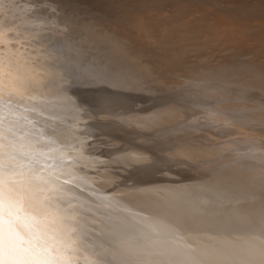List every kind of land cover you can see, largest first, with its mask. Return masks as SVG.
Returning <instances> with one entry per match:
<instances>
[{
    "label": "bare ground",
    "instance_id": "1",
    "mask_svg": "<svg viewBox=\"0 0 264 264\" xmlns=\"http://www.w3.org/2000/svg\"><path fill=\"white\" fill-rule=\"evenodd\" d=\"M22 9L6 11L4 43L14 42L8 39V33L12 32L21 37V43H29L24 55L29 57V62L35 58L33 49L38 58L46 57L41 58L43 62L39 59L38 70L32 73L26 70L35 88L33 95L15 87L8 89L24 96L22 105H11V118L29 134L23 140L18 138V144L24 146L23 153H27L18 156L23 174L18 178L30 181L35 205L52 201L63 209L72 204L84 208L87 215L85 220L82 215L68 216L53 208L47 215L37 216V222L32 225L35 234L59 247L61 258H64L63 250L70 247L76 252L77 264H93L97 255L116 241L133 240L134 237L124 233L126 225L120 221L137 212L126 201L139 199L125 195L121 199L123 203L117 206H109V201L103 205L89 199L83 192L88 188L83 189L82 174L68 164L73 156L82 155L83 165L90 168L120 162L134 179L133 185L137 181L153 182L141 190H175L177 194L166 192L155 199V211L159 215L151 218L147 228L156 235L166 232L176 238L197 239L209 229L245 232L264 224V22L259 24L261 30L257 32L232 29L243 20L264 18V0H44L39 9L43 15L32 19H29L33 12L31 5L24 2ZM97 21L113 23L135 40L132 38L133 42L124 44L129 35L123 37V42L106 34L107 30V33L112 31L107 29V24L104 31L103 28L91 30V26L98 27ZM223 42L240 49L249 43L250 47H246L250 49L251 59L223 63V55L217 53L222 59L192 73L189 87L182 88H190L195 95L198 93L194 91L207 87L202 94L210 95L226 85L230 89L225 98L229 103L227 120L219 123L214 109L203 101L182 100L179 91L172 92L169 84L173 69L183 57L190 53L216 54V50L223 49ZM19 54H14L15 58L25 71L21 63L25 57ZM40 69H43L42 79ZM224 97L218 94L214 99L224 100ZM3 110L7 114L8 106ZM223 110L227 109L219 112ZM86 123L96 131L90 137L79 138ZM106 124L131 125L143 134H151L154 157L148 154V160L132 161L124 156L125 151L123 156L112 155L118 138L103 131ZM102 125L103 130L99 127ZM238 133L241 135L237 136ZM33 136H38L41 145L54 149L53 155L64 161L62 167L53 172L45 166L47 152L32 147ZM223 140L231 143L243 160L237 164L231 162L223 149V145L230 146L228 142L223 144ZM65 141L74 145L77 141L83 143L65 148L60 143ZM140 143L136 144L141 146ZM148 147L147 150L151 149ZM101 166L98 167L103 169ZM231 168L234 177L229 178ZM84 171L89 174L86 182H97L93 170ZM110 182L113 184L111 179ZM74 184L78 187H72ZM128 187L124 186L123 190ZM209 188L223 193L224 198L210 199L205 195ZM21 214L36 215L29 213L26 205L22 206ZM61 216L65 217L63 222ZM77 227L79 231L73 234ZM101 258L111 264L110 255Z\"/></svg>",
    "mask_w": 264,
    "mask_h": 264
},
{
    "label": "snow or ice",
    "instance_id": "2",
    "mask_svg": "<svg viewBox=\"0 0 264 264\" xmlns=\"http://www.w3.org/2000/svg\"><path fill=\"white\" fill-rule=\"evenodd\" d=\"M24 2L29 3L33 9L29 19L43 15L39 9L43 6L44 0H0V264H77L74 249L65 248L62 253L64 258H61V249L42 241L35 234L32 225L37 222V216L47 215L53 208H56L58 213L66 212L68 216L82 215L87 220L85 209L76 208L72 204L61 209L52 201L47 205H35L30 181L18 178L23 175L17 163L18 156L27 154L23 153L24 146L18 144V138L23 140L29 134L18 121L11 118V105L14 103L22 105L24 96L8 89L15 87L28 95H33L35 88L14 55L26 54L30 45L27 41L21 43V37L12 32L8 33V39L14 42L9 45L4 43L6 26L3 17L6 11H11L12 8L22 11ZM39 71L42 79L43 69ZM5 106L9 108L7 114L3 110ZM30 142L33 148L47 152L45 166L49 170L55 172L57 168L63 166L64 161L53 155L54 149L51 146L41 145L38 136L31 137ZM60 143L65 148H75L83 142L77 141L75 145L66 141ZM83 159L82 155L73 156L68 164H78L82 173ZM159 171L163 172L164 169ZM83 178L87 179V176L84 175ZM151 183L153 182L137 181L139 188L134 185L129 190L130 195L139 199L127 200L126 203L137 209V212L124 216L120 222L126 225L124 233L134 239L116 241L112 247L101 251L93 264H106L101 258L105 254L111 256V264H264V224L245 232L209 229L199 238L187 240L176 238L166 232L161 235L149 232L147 225L151 223V218L159 215L155 211V199L166 192L177 194L175 190H141L147 189ZM72 187L78 185L74 184ZM95 194L100 196L98 191ZM205 195L210 199L224 198L223 193L211 188ZM107 203L110 206L112 202ZM23 205L27 206L29 213L36 215H22ZM144 213L147 215H143ZM64 219L65 217L61 216L62 222ZM163 219L167 218L162 217ZM76 231H79L78 227L73 229V234ZM113 240L116 238L113 237Z\"/></svg>",
    "mask_w": 264,
    "mask_h": 264
},
{
    "label": "rangeland",
    "instance_id": "3",
    "mask_svg": "<svg viewBox=\"0 0 264 264\" xmlns=\"http://www.w3.org/2000/svg\"><path fill=\"white\" fill-rule=\"evenodd\" d=\"M120 9V8H119ZM119 9L118 10H116L115 12H117V11H119ZM92 11V10H91ZM92 13H93V11H92ZM85 17V16H84ZM85 19H88V18H86L85 17ZM253 21L252 22H247L246 20H243L242 22H239V23H241V24H235L234 26L235 27H232V29H235V30H240V31H242V32H257L258 30H261V27H259L260 25V23L261 22H264V18H261V19H252ZM98 22V27H96V26H91L92 28H91V30H96L97 31V29H98V31H104L106 28H103V26L105 27L106 26V24H107V26L109 27V28H107V29H109V30H112V31H110V32H108L107 33V31H106V34H110V35H113V37L114 38H117V39H119V40H122L123 42H124V40H125V42H124V44H129V43H131V39L133 38V41L135 40V38L134 37H132L131 35H129V32L127 31V33H123L124 31H121V29L119 30V28L117 29V27H115V24H113V23H110L109 24V22H104L103 23V21H97ZM100 22H101V24H103V25H101L100 24ZM105 24V25H104ZM109 24V25H108ZM111 24H113V25H111ZM246 24V25H245ZM242 25H244V26H242ZM101 26V27H100ZM106 26V27H107ZM111 26V27H110ZM113 26V27H112ZM246 26H248V27H246ZM96 27V28H95ZM115 27V28H114ZM250 27V28H249ZM252 27V28H251ZM256 27V28H255ZM103 28V29H102ZM112 28V29H111ZM100 29H102V30H100ZM113 30H118L119 32H117V33H115V31L113 32ZM115 34H113V33ZM125 32H126V30H125ZM122 33H123V36H122ZM121 35V37H119V36H117V35ZM127 35H129V37L127 36ZM124 36H127V37H125V39L123 40V37ZM134 36V35H133ZM119 37V38H118ZM126 38H127V40H126ZM127 41H130L129 43H127ZM132 41V42H133ZM139 42H142V41H139ZM246 46H249V43H247L246 44ZM245 46V48L244 49H240L239 47H237L236 46V48L232 45V44H230V45H228V43H226V42H223V49L222 50H216V54L215 53H208V54H204V53H196V54H192V53H190V54H188L186 57H183L182 59H181V62H180V64L178 65V67L177 68H175V69H173V73L175 74H173V75H171L172 76V78H171V81H170V83L171 84H169L170 85V88H171V90H172V92H174L175 90H177V91H179V97L183 100V99H190V100H195V101H203V103H205L206 105H208L209 106V108H212V109H214L215 111H216V113H217V118H218V122L219 123H221V122H225L226 120H227V111H228V107H229V103L227 102V98H228V95L230 94V89L225 85V87L223 86V90H219V92H216V93H211L210 95H209V93H206V94H202V93H204V92H206L205 90L207 89V87L206 88H204V90H203V87H202V89H201V87H200V92L198 91H194L195 93H198V94H192L193 93V91H191L190 90V88H189V90L187 89V90H183L182 88H188L189 87V85H188V78H189V76L192 74V73H195V72H197L198 70H200L201 68H203V67H207V66H212L213 64H215L216 62H218V61H220L222 58L220 57V56H218L217 55V53H219V54H221V55H223V63L224 62H227V61H234V60H237L238 59V61H240V60H248V59H251V55H250V49H249V47H246ZM226 49H228V51L226 50ZM234 49V50H233ZM242 50V51H241ZM226 53H225V52ZM239 52V53H238ZM33 53V52H32ZM35 53V54H34ZM33 54H34V56H35V58L33 59V58H30V62L28 61L29 60V57H26V56H24L25 54H19L21 57H25L24 59H23V62H21L22 64H23V69H25V71L26 70H29V71H27V72H29V73H32L33 72V70L35 69H37L38 70V67L36 68V66H38L39 64H40V62H43V59H41V58H45L46 56H43V57H39L38 58V56H37V53H36V51L34 52ZM226 54V55H225ZM230 54H232V55H230ZM235 54V55H234ZM192 55H194V56H192ZM19 56V57H20ZM227 56V57H226ZM204 57V58H203ZM28 58V59H27ZM246 58V59H245ZM39 59H40V62H39ZM212 59V60H211ZM255 61H257L258 62V59L257 58H253ZM31 60H33V64H32V61ZM26 61V62H25ZM28 61V62H27ZM37 61V62H36ZM35 62V63H34ZM27 63H28V65H27ZM38 63V64H37ZM26 66V67H25ZM33 67V68H32ZM34 70V71H35ZM188 87H187V86ZM131 87H134V85H132ZM176 88V89H175ZM181 88V89H180ZM185 88V89H186ZM199 89V88H198ZM197 89V90H198ZM182 91H185V92H183L182 93ZM191 93H190V92ZM204 91V92H203ZM187 92V93H186ZM188 92L190 93L188 96H187V94H188ZM223 92V93H222ZM225 92V93H224ZM174 93H176V92H174ZM199 93H201V94H199ZM177 94V93H176ZM183 94V95H182ZM218 94L219 95H225V97L223 98L224 100H220V99H214V96H218ZM184 95H186V96H184ZM195 96V98H194V96ZM198 95V96H197ZM205 96V97H204ZM189 97V98H188ZM191 97V98H190ZM227 97V98H226ZM226 98V99H225ZM222 99V98H221ZM219 102H218V101ZM213 101H215V104L214 103H212ZM217 101V102H216ZM224 102V103H223ZM227 103V105H226V103ZM212 103V104H211ZM223 104V105H222ZM213 105V106H212ZM220 105H222V106H224V107H222V106H220ZM215 108H217V109H215ZM222 109H227V110H223V111H221V112H219V110H222ZM220 113V114H219ZM79 123V122H78ZM79 127H82V126H79ZM99 127H101V129L103 130V128L105 127L104 125H102V126H99ZM110 127V128H109ZM93 127H91V124H89V123H86V125H84L83 126V132H84V134H82V135H79V138H87V137H90V136H92V134H93V132L92 131H96V130H94V129H92ZM115 128H118V129H120V130H118V129H115ZM124 128V129H123ZM89 129H91V130H88ZM113 131H112V130ZM115 129V130H114ZM133 130V131H132ZM88 131V132H87ZM105 133H107V134H112L113 136H111V135H109V136H111V137H114V138H118L117 139V141L115 142V149H114V151L112 152V155H115V156H123L122 154H124V151H125V154H124V156L126 157V158H128L129 160H135V159H137V160H139V159H144V160H148L149 159V155L148 154H150L151 156L153 155V152L152 151H154L155 149H154V139L151 137V136H149V135H151V134H146V133H144L143 134V132H141L140 130H136L135 128H134V126L132 127L131 125H126V126H124V125H120V124H110V125H107L106 124V127L104 128V130H103ZM127 131H130V132H127ZM135 131V132H134ZM140 133H139V132ZM213 131H215V130H212V132ZM90 132V133H89ZM116 132V133H115ZM118 133V134H117ZM126 133V134H125ZM131 136H129L128 134ZM172 133V132H171ZM215 133H218V134H220L218 131H216ZM122 134V135H121ZM125 134V135H124ZM136 134V135H135ZM241 134L240 133H238L237 134V136H240ZM140 136V137H139ZM143 136V137H142ZM137 137V138H136ZM128 138V139H127ZM130 138V139H129ZM132 138V139H131ZM145 138V139H144ZM119 139H121V140H119ZM125 139V140H124ZM135 139V140H134ZM132 140V141H131ZM143 140V141H142ZM152 140H153V142H152ZM122 141V142H121ZM139 141V142H138ZM126 144H125V143ZM141 142V143H140ZM223 144H226L228 141H225V140H223ZM226 142V143H225ZM120 143V144H119ZM131 143V144H130ZM135 143V144H134ZM136 143H140V145L142 146V148H141V146H138L139 144H136ZM125 144V145H124ZM128 144V145H127ZM229 146H230V144L231 143H227ZM130 145V146H129ZM135 145H136V147H135ZM148 145L150 146V148L151 149H148V150H151V151H148L147 150V148L146 147H148ZM232 145V144H231ZM133 147H135L136 149H132ZM120 148V149H119ZM131 148V149H130ZM149 148V147H148ZM117 149V150H116ZM138 149H139V151H138ZM140 149L141 150H143V151H140ZM223 149L227 152V154H228V158H229V160L231 161V162H234V163H238V162H240L241 160H243V156H241V154L238 152V151H236L235 150V148L233 147V146H230V147H228L227 145H223ZM147 150V151H146ZM119 152H123V153H120L119 154ZM144 152H146V153H144ZM99 153V152H98ZM116 153V154H115ZM100 154V153H99ZM119 154V155H118ZM130 155V156H129ZM102 156H103V154H102ZM114 156V157H115ZM139 156V157H138ZM152 157H154V156H152ZM155 159H157V157L155 156ZM119 164H112L111 163V165L109 166L107 163V167H104V166H106L105 165V163L102 165L104 168V170H107V171H104L102 168H99L100 166H101V164H99V165H94V167H88L89 165H87V167L86 166H84L83 167V172L81 173L80 172V174H82V176L81 177H83L84 175H86V176H89V174H85V171L84 170H88V171H94V173H96V175H97V178H96V181L97 182H93V184H89L90 182L89 181H87L86 182V180H88V178L87 179H84V178H82L83 180H82V186H83V189H84V186H85V189H87V190H83L82 189V187H81V189L83 190V192H85V194L89 197V199H94L96 202H98L99 204H103V205H107V203H105V201L107 202V201H109V202H113L114 200H115V198L116 197H118V198H116V200H118L116 203H115V201L113 202V203H111L112 205H115V206H117V205H120V203H123V200H121V197L123 196H127V195H130V193H129V190L135 185L136 186V183L134 182V185H133V181H134V179L130 176V173H127L126 172V170H127V168H125L120 162H118ZM88 164H90V166L91 165H93V164H91V163H88ZM74 166V168H75V170L77 171V169L79 170V165L77 164V165H73ZM95 166H96V169H94L95 168ZM99 166V167H98ZM101 166V167H102ZM112 166V167H111ZM114 166H116L115 168H114ZM123 166V167H122ZM235 167H236V165H235ZM93 168V169H92ZM97 168H98V170H97ZM110 168V169H109ZM99 169H101V170H99ZM109 169V170H108ZM112 170V171H111ZM232 168L230 169V171L228 172V176H229V178L231 177H234V174H233V172H232ZM80 171V170H79ZM97 171V172H96ZM101 173H100V172ZM112 173H111V172ZM113 171H117V172H113ZM105 172V173H104ZM107 172H109L108 174H106ZM102 173L104 174V176L102 175ZM123 173V174H122ZM124 173H126V174H124ZM230 173V174H229ZM105 175H107V176H105ZM119 175V176H118ZM126 175H129V176H126ZM111 178H110V177ZM123 176H125V177H123ZM227 176V177H228ZM105 177V179L107 180V182H106V180L105 179H103ZM109 177V178H108ZM123 177V178H122ZM76 178L77 179H79L80 181H81V179H80V176L79 175H77L76 176ZM100 178V179H99ZM130 178V179H129ZM131 178H132V180H131ZM110 179H111V181H113V184L117 187V185H119L118 187H117V190L119 189V191L118 192H116L117 190H114V189H111V187H115L113 184H112V182H110ZM112 179H114V180H112ZM117 179V180H116ZM119 179V180H118ZM235 179V178H234ZM99 180V181H98ZM100 180H103V182L102 181H100ZM105 180V181H104ZM117 181V183H116V181ZM127 180V181H126ZM128 180H129V182H128ZM229 180H233V179H229ZM110 182V185H109V182ZM132 181V182H131ZM89 182V183H88ZM106 182V183H105ZM115 182V183H114ZM87 183V184H86ZM121 183V184H120ZM98 184V185H97ZM107 186H106V185ZM113 186H112V185ZM90 185V186H89ZM121 185H124L125 186V188L127 187V186H129L128 188H127V190L126 189H124L123 190V188H124V186H121ZM97 186V187H96ZM108 186H110V187H108ZM120 186H121V188H122V190H121V188H120ZM131 187V188H130ZM102 188H104V189H102ZM98 189H99V191H98ZM105 189H106V191H105ZM110 189L112 190V192L110 191ZM89 190V191H88ZM90 190H95V191H98L99 193H101L100 194V196H102L103 198H101V197H96L97 195L95 194V191H91L90 192ZM105 192H104V191ZM107 190L112 194H108L109 192H107ZM120 191L122 192V193H120ZM125 191V192H124ZM88 192H90V193H88ZM107 193V195H106V197H104L105 196V194ZM129 193V194H128ZM103 194H104V196H103ZM114 194V195H113ZM115 194H116V196H115ZM123 194V195H122ZM112 197H111V196ZM122 195V196H121ZM114 196V197H113ZM125 196V197H126ZM91 197V198H90ZM95 197V198H94ZM100 198V199H99ZM110 198V199H109ZM113 198V199H112ZM102 199V200H101ZM93 200V201H94ZM100 200L102 201V202H100ZM104 202V203H103Z\"/></svg>",
    "mask_w": 264,
    "mask_h": 264
}]
</instances>
